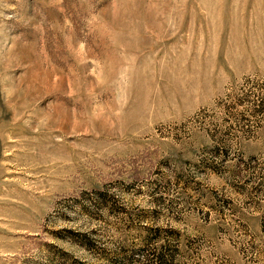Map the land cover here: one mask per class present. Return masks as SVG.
Returning a JSON list of instances; mask_svg holds the SVG:
<instances>
[{"label":"rangeland","instance_id":"rangeland-1","mask_svg":"<svg viewBox=\"0 0 264 264\" xmlns=\"http://www.w3.org/2000/svg\"><path fill=\"white\" fill-rule=\"evenodd\" d=\"M0 264H264V0H0Z\"/></svg>","mask_w":264,"mask_h":264}]
</instances>
